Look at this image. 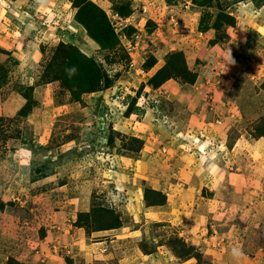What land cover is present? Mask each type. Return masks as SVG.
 <instances>
[{
  "label": "rangeland",
  "instance_id": "rangeland-1",
  "mask_svg": "<svg viewBox=\"0 0 264 264\" xmlns=\"http://www.w3.org/2000/svg\"><path fill=\"white\" fill-rule=\"evenodd\" d=\"M92 1L120 37V63L105 60L78 22L74 0H0V264H183L189 259L177 254L192 244L185 238L203 239L206 225L242 248L234 256L229 247L216 264H228V255L232 264H264V5L223 0L222 10L200 0ZM114 4L128 5L131 14L120 16ZM221 11L236 18V25L222 22L226 37L210 49L216 31L211 26ZM202 29L206 34L200 36ZM69 45L103 60L113 86H72ZM176 50L185 52L196 83L170 79L153 89L150 78ZM153 55L157 64L148 69ZM129 95H141L137 106L144 113L126 115ZM202 134L210 149L196 145ZM130 136L144 139L141 150L125 148ZM242 136L260 140L262 156L245 147L230 157L227 147ZM220 141L225 143L217 147ZM219 153L223 163L217 168ZM190 160L195 172L204 162L217 177L236 169L253 174L240 194L203 190L194 204L197 216L206 214L204 223L191 222L184 232L183 221L161 213L168 211L167 189L183 180L178 171ZM148 187L165 192L167 203L147 207ZM94 207L114 210L127 229L144 224L142 236L117 239L112 259H94L87 237L81 243L71 238L90 236L76 221ZM177 236L186 243L174 248L178 253L169 245ZM145 241L158 257L140 255Z\"/></svg>",
  "mask_w": 264,
  "mask_h": 264
},
{
  "label": "trees",
  "instance_id": "trees-1",
  "mask_svg": "<svg viewBox=\"0 0 264 264\" xmlns=\"http://www.w3.org/2000/svg\"><path fill=\"white\" fill-rule=\"evenodd\" d=\"M222 1L223 0H200V3L201 5L206 6H219L223 10ZM251 1L256 3V5H258L257 7L264 5V0ZM73 5L78 7V22L84 27L89 36L100 45V49L105 52V60H107L110 64L120 63L123 61L125 59V55L123 52L124 50L120 47V37L117 34L116 29L113 27L106 11L92 0H74ZM114 8L117 14L122 17H128L131 14V8L128 5L114 4ZM217 16L218 18L216 19V23L211 26L216 30L215 38L211 40V44L214 45L219 44L222 37H226V32H224V28L222 29V22H224L225 25H236V18L230 14H225L221 11L217 14ZM205 30L206 29H202L200 31L203 32ZM64 46L65 44L60 43L58 47L63 48ZM67 47L69 50V57L67 58L68 60L66 66L73 79L72 86L83 87V89H85L83 91L107 89L113 86L115 79L106 70L103 60H99L96 56H86L81 53L77 47L72 45ZM156 64L157 58L153 55L149 58L146 67L151 69ZM170 79H174L180 84H195L198 79V74L189 68L185 52L182 50H176L167 55V62L150 78V83L153 89H157ZM140 96L141 95L134 97L129 95L127 97V99L130 100L126 108L127 116L138 112H145L141 106H137ZM261 124L264 126V116L261 119ZM262 128V131L260 128L261 136L264 135V127ZM128 139V146L125 147L127 150L139 151L143 148L145 142L144 139L137 136H130ZM144 200L147 207L163 206L167 203V194L162 190H156L155 188L148 187L145 188L144 191ZM3 210L4 207L0 205V211ZM107 217L108 219H106ZM121 219V216L116 215L115 211L110 208L94 207L89 212H85L80 215L78 214L76 222L78 225L86 227L89 231L88 235H90L95 231L111 230L123 227L125 223ZM172 242L173 245L171 246L170 243ZM146 243L149 242L145 241L141 243V249L145 254H152V251L150 252L147 250L148 244ZM185 244V240L178 236L175 237L173 241L169 242L170 247L173 249L177 245ZM174 250H176L177 253L180 251H178V249ZM177 255L178 258L183 260L186 258H196L197 260L202 261L201 264H213L211 261L204 260L202 252H200L192 244L187 245V248L179 252Z\"/></svg>",
  "mask_w": 264,
  "mask_h": 264
},
{
  "label": "crops",
  "instance_id": "crops-1",
  "mask_svg": "<svg viewBox=\"0 0 264 264\" xmlns=\"http://www.w3.org/2000/svg\"><path fill=\"white\" fill-rule=\"evenodd\" d=\"M174 8L179 9L178 5H175ZM203 32H199L200 36H203ZM199 40V38H197V41ZM209 40V39H208ZM203 42V41H202ZM218 46V44H212L210 45V49L213 47ZM177 84V83H176ZM166 87V86H164ZM191 131H188V135L190 136ZM193 136H197L196 133L192 134ZM202 139H197L196 145H200V146H206L209 145L208 148H211V141L208 139V137H206V141L205 139H203L205 137V134L201 135ZM192 141V140H190ZM209 143V144H208ZM225 143V141H220V144L217 145V147H221L223 146ZM198 148V146H196ZM247 148L250 149L253 155H260L262 156L261 153V147H260V140H253V139H249L247 137H239L236 142L234 143V145L232 147H227L228 148V153L230 152V157L234 154V152H236L237 150H243V148ZM200 149V148H199ZM181 151V150H180ZM200 151V150H199ZM236 154V153H235ZM234 154V156H235ZM223 159V155L222 153H219L217 159L214 162V166H218L217 168H220L221 166V161ZM189 159H187L186 161H188ZM190 164L188 165L187 163L183 164L184 167L180 168V170L178 171L181 175L182 179L179 180H174L171 185L169 186V188L167 189V194L169 196L168 200L169 203H167L168 207H167V212H162L161 214H165V215H173V218L177 219L178 222L182 223V228L184 229L183 231L185 232V230L187 229L186 227L192 222L193 225H199L204 223L203 219L206 218V214L205 213H201L204 215H199L197 216V214L195 213L197 210H195V201L196 199H200V194H203V190H206V192H210V193H219V192H225V190H233L235 191L237 194H240V192H242V189H246L244 186L245 180L246 178H251L252 173H249L247 171H244L242 169H236V170H231V171H227L224 176L221 173L220 176H216V173H218L217 171L214 172L212 170H210L209 168H207V164H204L203 162V166H201V164H197V166H200L201 169H198V172H195L196 170L191 169L192 166H194L193 162L190 160L189 162ZM210 165V164H209ZM212 166V165H211ZM233 167H231L232 169ZM220 169H218L219 171ZM175 171V170H174ZM175 175V174H173ZM179 176V174H178ZM220 177V178H219ZM219 178V180L217 179ZM185 179V180H184ZM115 183H119V180H117L115 178ZM214 184H218L220 185V188L216 187L215 190H213L212 186L210 185H214ZM218 189V190H217ZM253 191H256L255 189ZM194 204V206H193ZM166 205V206H167ZM192 207V208H191ZM163 209H165V206L163 207ZM195 210V211H194ZM194 211V212H193ZM160 212V211H158ZM186 213V217L182 218L183 214ZM177 217H175V216ZM70 221V220H69ZM144 224H141L140 227H137L135 229H127V226L121 227L119 229H111V230H102V231H95L93 233L90 234V236H87L85 234H80L77 237H71L73 241H77L76 243H81L82 239H88L90 241V249H93V258L94 259H112L113 258V253L111 252V247L113 245V242L116 241L117 239H129V238H140L142 236V228H143ZM192 227H196V226H192ZM218 227V226H217ZM211 228H213V233L210 232L208 226L206 225L205 233H209V235H206L203 239H200L198 237H187L185 238V240L187 242H190L192 244L198 245L203 253V255L205 256V258L207 259H211V261H213L214 264H216L218 259L217 255H221V253L223 254V252L225 253V251L227 250V252H229V247H232L233 249H235V245L232 244V242L228 241L225 243V238L221 237V233H219V231L217 230L215 225H211ZM188 230V229H187ZM209 231V232H208ZM202 234V231H199ZM203 235V234H202ZM71 236V235H70ZM68 236V237H70ZM239 245V243H237ZM78 245V244H74L73 246ZM243 245V244H242ZM76 247V246H75ZM227 247V248H226ZM237 249H239L240 251L242 250L241 247H237ZM107 250V252H106ZM226 252V253H227ZM140 255H143L144 257H149V256H155L158 257L156 255L153 254H143L141 253ZM158 255V254H157ZM214 256V259H212L211 256ZM239 255V254H238ZM244 255L245 257H250L249 254L245 255V253L240 254L239 256ZM231 256L228 255V258ZM194 258L189 259L190 261H193ZM229 259V263L228 264H232L230 262ZM189 260H187L186 262H188ZM237 260V259H236ZM122 261V263H125V261H127L126 259H119V262ZM184 262V263H186ZM121 263V262H120ZM183 263V264H184ZM181 264V263H180ZM233 264H237L236 262L233 261Z\"/></svg>",
  "mask_w": 264,
  "mask_h": 264
},
{
  "label": "clouds",
  "instance_id": "clouds-1",
  "mask_svg": "<svg viewBox=\"0 0 264 264\" xmlns=\"http://www.w3.org/2000/svg\"><path fill=\"white\" fill-rule=\"evenodd\" d=\"M230 62H234L231 53L229 54ZM239 252V249H233V255L235 256Z\"/></svg>",
  "mask_w": 264,
  "mask_h": 264
},
{
  "label": "built area",
  "instance_id": "built-area-1",
  "mask_svg": "<svg viewBox=\"0 0 264 264\" xmlns=\"http://www.w3.org/2000/svg\"><path fill=\"white\" fill-rule=\"evenodd\" d=\"M175 18V17H174ZM173 17H172V19H174Z\"/></svg>",
  "mask_w": 264,
  "mask_h": 264
}]
</instances>
